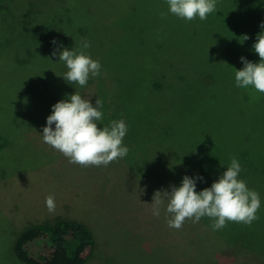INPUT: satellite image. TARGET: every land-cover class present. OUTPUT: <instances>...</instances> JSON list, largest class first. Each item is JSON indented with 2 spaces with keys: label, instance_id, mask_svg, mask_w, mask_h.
I'll use <instances>...</instances> for the list:
<instances>
[{
  "label": "rangeland",
  "instance_id": "1",
  "mask_svg": "<svg viewBox=\"0 0 264 264\" xmlns=\"http://www.w3.org/2000/svg\"><path fill=\"white\" fill-rule=\"evenodd\" d=\"M217 1L226 12L237 10L249 20H261L258 5L263 10L264 0ZM102 5L95 8L101 12L109 7ZM162 12L168 13L166 0L129 2V43L121 39L99 57L86 50L102 65L101 75L78 92L93 106L96 99L103 101L98 127L112 120L126 122V157L107 167L70 163L43 142L47 122L35 128L31 120L24 122L27 130L18 136L17 148L0 161V264H20L11 247L23 230L64 219L82 222L93 231L97 245L87 264H264V252L251 253L226 241H239L247 231L255 233L249 235L254 246H264V94L251 86L237 87L235 69L244 65L229 64L231 51L236 58L229 47L232 42L247 49L248 56L242 57L260 62L252 45L261 33V21L249 34L240 24L235 28L236 18L232 19L230 36L219 37L226 38L221 49L206 38L204 55L198 57L193 42L179 45L169 31L190 35L178 26L185 20L171 13L162 18ZM118 22L125 24V18L119 16ZM189 25L191 32L199 29L192 21ZM244 35L249 39L243 41ZM56 70L63 81L64 69ZM157 80H163L161 90L153 89ZM70 92L65 90L59 100ZM42 103L33 106H46ZM24 112L28 117L29 111ZM41 112L45 119L52 108ZM232 157L244 160L238 179L261 199L259 219L251 226L228 222L213 231L212 221L203 217L172 229L164 210L167 201L158 218L152 215L157 190L179 187L185 175L204 178L197 181V192L211 187ZM6 172L10 174L4 176ZM49 195L55 198L54 213L45 204Z\"/></svg>",
  "mask_w": 264,
  "mask_h": 264
},
{
  "label": "trees",
  "instance_id": "2",
  "mask_svg": "<svg viewBox=\"0 0 264 264\" xmlns=\"http://www.w3.org/2000/svg\"><path fill=\"white\" fill-rule=\"evenodd\" d=\"M138 1L0 0V161L7 152L12 153L17 148L18 136L27 130L24 122L31 120L33 128L46 123L52 113L44 119L41 109L45 113L48 107L52 108L60 101L59 97L65 94V90L70 89V93L74 94L83 88L65 83L62 75L67 71L66 65L59 61V55H52L53 51L59 53L64 48L72 50L79 48L83 41H90L91 47L87 51L99 57L106 48L121 39L129 43V25H126L129 23V2L136 4ZM103 3L109 7L99 12L95 7L103 6ZM262 8L258 5L261 20H249L237 10L226 12V7L223 9V6L217 5V12L209 14L206 21L199 18L192 21L198 25L197 31L191 32L192 27L188 26L187 21L178 25L187 29L190 35L176 29L169 31L172 37H177L175 39L179 45L193 42L197 56L203 57L202 43L206 38L212 43L218 42L216 49H221L226 38L219 37L225 36V33L230 36L228 27L232 19L236 18L233 23L235 28L240 24L242 32L253 34L259 22H264ZM113 15L115 17L112 18ZM119 16L125 18V24L118 22ZM260 32H264L261 27ZM237 36L239 34L231 38ZM102 40L105 41L101 44ZM229 47L236 55L234 59L231 51L229 64H243L240 58L248 56L247 49L234 42ZM254 56L257 59L259 55L254 52ZM41 62L44 66L39 67ZM59 67L64 69V73L60 71L64 83L57 78L56 69ZM158 80L153 84L155 90L162 89L163 80ZM38 102L46 106L36 109L33 105ZM24 110L29 111L28 117ZM242 162L244 160L240 164ZM7 174L10 172L4 176ZM244 232L239 241L230 243L231 239L227 238V243L251 253L264 252V246L258 248L250 240L249 235L255 233ZM12 243V253L20 264H87L93 259L97 245L89 226L66 219L30 226Z\"/></svg>",
  "mask_w": 264,
  "mask_h": 264
},
{
  "label": "clouds",
  "instance_id": "3",
  "mask_svg": "<svg viewBox=\"0 0 264 264\" xmlns=\"http://www.w3.org/2000/svg\"><path fill=\"white\" fill-rule=\"evenodd\" d=\"M166 3L168 13L187 22L196 18L206 21L209 14L217 12V0H166ZM168 13L162 12L161 17ZM260 27L264 29V22ZM248 39L247 35L243 36V41ZM90 47V41H83L79 48H64L59 53L53 51L52 55H59V61L66 65L67 71L62 77L68 84L85 87L90 77L101 75L102 65L86 51ZM252 49L259 55L260 62L254 63L241 57L244 67L241 70L234 68L235 84L244 89L251 86L256 92L264 94V32L257 34ZM102 108L100 98L93 106L90 99L83 98L77 90L52 106V114L43 127V142L69 158L70 163L84 167H107L114 161L119 162L129 152L128 147L122 144L128 131L127 124L121 119L98 127L103 121ZM241 171L239 160L232 157L219 179L199 192L196 190L197 181L204 178L185 175L179 187L172 185L170 191L157 190L154 193L152 215L158 218L167 201L164 210L169 217L167 225L172 229L179 230L186 220L197 223L203 217L212 221L213 231L222 230L228 222L251 226L259 219L257 212L261 208V199L258 192L248 188L246 181L238 179ZM45 204L49 213L55 212L54 196L46 197Z\"/></svg>",
  "mask_w": 264,
  "mask_h": 264
}]
</instances>
